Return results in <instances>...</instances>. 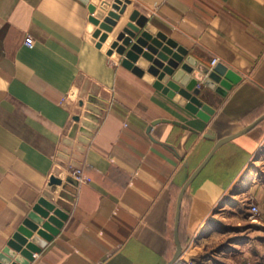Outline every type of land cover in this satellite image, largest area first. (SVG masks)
Listing matches in <instances>:
<instances>
[{"label":"crops","instance_id":"crops-1","mask_svg":"<svg viewBox=\"0 0 264 264\" xmlns=\"http://www.w3.org/2000/svg\"><path fill=\"white\" fill-rule=\"evenodd\" d=\"M115 2L0 0V254L46 198L69 217L29 264H171L182 187L220 139L264 115V0H130L100 45ZM135 12L199 63L219 57L242 76L226 95L204 87L208 119L164 93L158 74L122 65L120 35ZM157 119L170 122L149 131ZM75 168L88 178L77 185L67 182ZM52 176L66 187L54 189ZM240 199L245 218L260 205L252 222L264 231V120L222 145L188 187L174 264H245L250 248L233 239L200 247ZM254 261L264 263V249Z\"/></svg>","mask_w":264,"mask_h":264},{"label":"water","instance_id":"water-1","mask_svg":"<svg viewBox=\"0 0 264 264\" xmlns=\"http://www.w3.org/2000/svg\"><path fill=\"white\" fill-rule=\"evenodd\" d=\"M129 3L130 0H116L114 10L109 13V17L102 25L106 32L102 33L100 37V45L107 40L109 33L114 30ZM137 15L138 12L133 14V21H137ZM143 25L142 20L136 23L130 22L120 35V39H123L124 42V46H121L120 50L125 52L122 65L139 76H142L145 70L158 74L159 81H163L165 85L162 86L161 82H156V86H162L164 93L173 97L190 112L208 119L209 115L214 113V109L206 101L207 96L203 92L204 87L213 88L226 95L242 79V76L222 62L214 67L199 63L190 54L187 47L179 44L167 33L154 26ZM75 120L79 121L80 117L76 116ZM263 120L264 115L239 133L220 139L182 187L176 215L177 253L171 264L178 260L183 250L179 227L182 202L188 187L222 145L251 131ZM160 122H170V120L157 119L153 121L149 126V131ZM173 122L182 125L178 121ZM184 127L187 128L188 126L184 125ZM67 182L78 184V181L73 177H69ZM50 184L54 189L58 185L66 187L63 180L57 176L51 177ZM68 217L69 209L61 201L53 203L46 198H41L23 225L8 242L7 247L3 249L0 254V264H29L34 259V253L40 252L49 240L60 233ZM36 233L38 234L36 235Z\"/></svg>","mask_w":264,"mask_h":264},{"label":"rangeland","instance_id":"rangeland-1","mask_svg":"<svg viewBox=\"0 0 264 264\" xmlns=\"http://www.w3.org/2000/svg\"><path fill=\"white\" fill-rule=\"evenodd\" d=\"M256 176L257 174L255 175V177ZM240 201H242V207L239 208L242 209L236 208V211H234L235 209L230 206V209L224 208L218 212V219L221 223V232L204 241V243L201 244L200 247H204L205 250L212 249L214 247H217L218 245L223 244L229 239H233L232 241H235L236 245L234 244V242L230 244L233 246L235 245L237 248L238 246H249L248 248L250 249L246 251V257H244L245 255L242 256V261L245 260V264H248L250 262H255L254 260L259 257L260 250H262L263 252L264 242L262 241H264V231L260 229L257 223L252 222V220L254 219L251 218L250 220V217L248 218V216L247 218H245L244 208H246L247 206L244 207L243 199H240ZM232 212L236 213L234 214ZM245 219L246 221H250L251 223L248 224ZM239 223H241L242 226L238 225ZM189 261L190 263L194 264V258H190Z\"/></svg>","mask_w":264,"mask_h":264},{"label":"built area","instance_id":"built-area-1","mask_svg":"<svg viewBox=\"0 0 264 264\" xmlns=\"http://www.w3.org/2000/svg\"><path fill=\"white\" fill-rule=\"evenodd\" d=\"M26 43L29 46H33V44H34L33 38L31 36H28L26 38ZM219 62H220V58L219 57H214L213 60H212V67L216 66ZM71 176L73 178H75L78 182L79 181H85V180L88 179V178H86V176L83 175L81 169H79V168H75V170H73V172L71 173ZM249 208H250V211H251L250 218H258L263 213V210H262V208L260 207L259 204H255V203L251 202V203H249ZM248 264H264V263L250 262Z\"/></svg>","mask_w":264,"mask_h":264},{"label":"bare ground","instance_id":"bare-ground-1","mask_svg":"<svg viewBox=\"0 0 264 264\" xmlns=\"http://www.w3.org/2000/svg\"><path fill=\"white\" fill-rule=\"evenodd\" d=\"M250 176V175H249ZM252 176V175H251ZM247 179V178H246ZM252 179V178H251ZM249 181V180H248ZM245 186V185H244ZM247 187H248V185H247ZM248 189V188H247ZM247 193V192H246Z\"/></svg>","mask_w":264,"mask_h":264}]
</instances>
